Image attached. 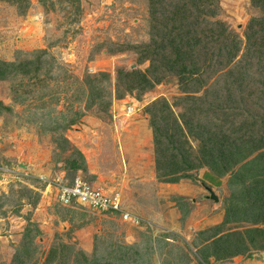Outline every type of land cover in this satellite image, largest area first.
I'll list each match as a JSON object with an SVG mask.
<instances>
[{
    "label": "rangeland",
    "instance_id": "obj_1",
    "mask_svg": "<svg viewBox=\"0 0 264 264\" xmlns=\"http://www.w3.org/2000/svg\"><path fill=\"white\" fill-rule=\"evenodd\" d=\"M175 122L199 158L189 124L230 131L234 168L170 181ZM263 131L264 0H0V264H264V221L232 194L235 172L264 178ZM226 233L246 245L218 261Z\"/></svg>",
    "mask_w": 264,
    "mask_h": 264
},
{
    "label": "trees",
    "instance_id": "obj_2",
    "mask_svg": "<svg viewBox=\"0 0 264 264\" xmlns=\"http://www.w3.org/2000/svg\"><path fill=\"white\" fill-rule=\"evenodd\" d=\"M182 8L184 7L182 6ZM188 13L192 15V6ZM256 20L258 19H254V21ZM187 34L188 36H190L191 33L187 32ZM177 37H181V35L179 34ZM166 38L167 39L171 38V35L169 34V36H167ZM171 46H172V42H171ZM173 47L176 50V52H174L175 56L179 58L180 55H179V52L177 51L179 49H177V47L174 45ZM182 65L185 66L184 64ZM245 72L247 73V71ZM254 94L256 95L257 93H254V91L252 93L250 92L249 96H251L252 98ZM162 104H163V112H165L168 117L169 115H171L172 117L174 112L170 106V103H168L167 100H164ZM181 116H184V114H182ZM175 120H177V117ZM173 121H171V123ZM163 122L166 123L165 118H163ZM167 124L169 125L167 127L163 124V129H164V141H163L164 143L163 144H164L165 150H164L162 158L164 159L165 157H167L168 159H171V160L173 159L171 165L169 166L170 169H165L166 174L172 173L174 175V177H172V180L170 181L177 182V180H180L183 178H193L194 177L193 172L200 167L204 168L208 166V168H211L215 173L219 175L224 174V172H226L224 170L226 169L230 170L231 168H234L232 164H235L237 160H235V162H232V164H230L231 168L230 167L227 168V166H229L228 162L229 160H231L230 157L233 155V152L229 153L230 154V157H229L228 155L217 151L218 148H227L224 146L226 144L225 142L228 141L230 137H232L230 131L221 130L220 132H218L219 129H216V131L214 130V132H212L213 135L210 136L209 133H211V130H209L207 126L205 127L203 125L194 124V127L191 128L190 126L193 124H189L188 125L189 128L188 129L186 128V129L189 131V134L191 132L197 134V140L200 142V145L202 147V151H203L202 158H199L197 155H193V156L191 155L193 152V147H191L192 144L189 145L191 142H189V140L185 137L186 135H185V132H184L185 130L183 129V127H181L176 122L174 126H172L169 123ZM154 126L156 129L157 127L156 124ZM202 127H205V129H203ZM161 131H162V128H161ZM254 132L257 134V131L254 130ZM260 137L262 138V135H260ZM253 138L255 137L253 136ZM253 147L257 149V145ZM247 155L248 154H246L245 156L243 155L244 157L242 158L241 162L247 157ZM239 174H240L239 172H235L234 174V177L238 181L239 187L237 190H233L232 194L234 195L238 191H243L244 193L242 192L243 194L241 196L246 198L249 209L251 208L255 209L256 213L253 215V218L249 219V221L253 222L254 224L264 221V188L261 186L264 183V178L262 179L257 178V181L255 182V184H251L250 187L249 185H247L246 189L244 187L243 190H239V189H242L243 187L242 182L246 181L247 179H250L249 173H242L240 178L238 177ZM233 198H235L233 199L234 203L231 204L230 206H227V212H226L227 219L225 220V222L220 226H215L214 228H210L208 230H211V232H214V229L215 230L217 229V231L222 232L224 227L232 221V219L230 218L231 213L233 212L231 208L234 207L236 202H238V199L236 196L235 197L233 196ZM115 212L120 213L118 211H115ZM228 217L230 220L228 219ZM236 221L238 222L239 218L236 219ZM208 230H205V231H208ZM224 236H225L224 237L225 240L220 241V243H217V245L220 246L219 251L217 252V255L220 258H225L227 255H232V254L238 255V254L243 253V250H244L243 246L246 245L244 240H243L244 242V245H243V244L236 243V240L234 238H231V235L228 233L224 234ZM262 248L264 249V246H262ZM231 249H233V251H231ZM199 253L202 254L200 255L201 258H203V260L207 262V259H208L207 255H209L207 250L204 248H201L199 250Z\"/></svg>",
    "mask_w": 264,
    "mask_h": 264
},
{
    "label": "built area",
    "instance_id": "obj_3",
    "mask_svg": "<svg viewBox=\"0 0 264 264\" xmlns=\"http://www.w3.org/2000/svg\"><path fill=\"white\" fill-rule=\"evenodd\" d=\"M133 111V107L129 108V112ZM66 190V191H65ZM65 195H68L70 198L74 197H81V200L86 202L87 200H91L93 205H102V206H109V201L107 198H104L100 195L99 192H89V190H86L84 188V185L82 186L80 183H75L74 186L70 187L67 186L64 188ZM113 211H120L119 210V204H113L112 206ZM124 218H129V214H124Z\"/></svg>",
    "mask_w": 264,
    "mask_h": 264
},
{
    "label": "crops",
    "instance_id": "obj_4",
    "mask_svg": "<svg viewBox=\"0 0 264 264\" xmlns=\"http://www.w3.org/2000/svg\"><path fill=\"white\" fill-rule=\"evenodd\" d=\"M218 201H219V199H218ZM217 201V202H218ZM225 222V221H224ZM224 222H222L221 224H219V225H216V226H220V225H222ZM227 226V225H226ZM215 227V226H214ZM205 230H208V228L207 229H205ZM204 230V231H205ZM231 251H233V249H231ZM229 254V253H228ZM209 255H211V253H209ZM215 258L218 260V261H226V260H228L229 258H231V255H227L225 258H220L218 255H217V253H215ZM236 256V255H235ZM238 256V255H237Z\"/></svg>",
    "mask_w": 264,
    "mask_h": 264
},
{
    "label": "water",
    "instance_id": "obj_5",
    "mask_svg": "<svg viewBox=\"0 0 264 264\" xmlns=\"http://www.w3.org/2000/svg\"><path fill=\"white\" fill-rule=\"evenodd\" d=\"M209 189V188H208ZM210 190V192H211V197L215 200V201H218V198H217V196L214 194V192L211 190V189H209Z\"/></svg>",
    "mask_w": 264,
    "mask_h": 264
}]
</instances>
